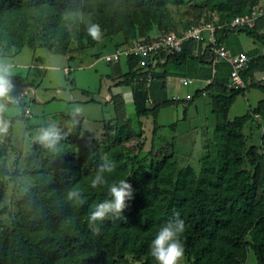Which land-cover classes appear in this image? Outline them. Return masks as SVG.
I'll return each instance as SVG.
<instances>
[{
    "label": "trees",
    "instance_id": "16d2710c",
    "mask_svg": "<svg viewBox=\"0 0 264 264\" xmlns=\"http://www.w3.org/2000/svg\"><path fill=\"white\" fill-rule=\"evenodd\" d=\"M262 1L204 0L196 7L214 13L217 21L213 24L218 27L248 14ZM168 3L178 5L181 0H0V45L8 57L23 48H42L66 56L71 42L75 51H82L121 34L123 46L140 40L136 26L140 14L147 12L143 6L158 8ZM90 24L101 29L102 35L95 40L87 33ZM192 25L197 24L184 29ZM237 31L264 46V14L251 29H218V42L223 44L226 34ZM195 44L186 41L180 53L167 56L151 72L150 80L146 73L134 71L138 58L125 60L127 72L118 85L131 89L132 117L138 129L132 133L130 117L121 123L126 117L124 102L120 96H112L116 123L107 154L116 167L106 177L109 184L127 179L132 185L133 199L122 215L99 222L101 231L93 234L87 227L88 213L107 198V185L90 187L97 168L83 171L72 165L71 151L56 161L32 155L27 161L35 185L18 202L19 221L11 227L0 224V264H131L129 257L156 264L150 255L151 241L176 213L186 225L180 239L188 264H244L249 251L257 264H264V160L260 181L252 183L242 159L245 126L260 118L262 124L257 128L264 129V82L252 80L255 73L264 75V55L258 50L248 52L250 61L241 73L246 87L229 89L230 65L215 61L208 47L210 60L194 56ZM172 77L211 83L196 90L190 99L177 100L167 93L166 79ZM250 89L262 92L263 98L245 115L229 120L228 112L236 98ZM203 91L208 92L215 114V131L224 135L218 155L207 153L198 175L189 165L179 167L177 163L176 170L169 161L174 151L151 169L130 174L122 144L142 136L143 119L151 117L156 130L162 109L184 104L185 116ZM260 139L264 152V131ZM65 162L63 169L61 163ZM5 188L4 171L0 170V205ZM69 191L78 192L79 198L70 200Z\"/></svg>",
    "mask_w": 264,
    "mask_h": 264
},
{
    "label": "rangeland",
    "instance_id": "374dc122",
    "mask_svg": "<svg viewBox=\"0 0 264 264\" xmlns=\"http://www.w3.org/2000/svg\"><path fill=\"white\" fill-rule=\"evenodd\" d=\"M203 2L204 0H181L178 5L168 3L158 8L154 5L143 6L147 12L140 14V21L136 26L138 37L145 39L167 31L180 32L190 24L215 23L211 12L196 7ZM129 8L133 9L132 6ZM136 11L140 13L139 9ZM113 37H110L112 41H107L103 47L86 48V51H75L74 44L71 42L65 57L52 54L46 49L33 51L28 48L8 57L3 51V44L0 45V56L9 58L15 65L13 82L16 92L14 95L19 98L18 106L8 112L6 118L11 122H14L16 118H21L19 120L22 121L12 123L14 145L12 144V127L6 136H0V170L4 171L6 186L5 196L0 205L1 225L11 227L13 223L19 221L18 202L35 185L31 176V165L28 166V157L38 155L41 158L56 161L71 151L74 155L72 165L83 171H92L107 154L116 121L112 119V104L105 102L104 98L107 94H121L126 103L131 95L130 88L121 84L111 86V90L108 91V80L113 73V67L115 70L119 69V73L116 71L115 73L120 80L127 72L125 59L122 58L116 65L107 64L101 59L111 54L115 47L123 44L124 38L121 34ZM239 39L244 42L245 48L248 43L254 42L244 32L239 35ZM178 79L179 77H172L167 80L169 98L173 96L183 99L191 98L195 88L202 86L199 82H193L184 87L179 84ZM254 80L264 82V75L261 74ZM262 98L263 94L257 89H250L247 94L237 97L228 112V119L233 120L235 117L245 115L249 108L255 107ZM75 107L81 109V115L78 117L79 125L73 127L70 114ZM26 110L29 111L28 116ZM183 110L184 106L181 105L162 109L158 122L165 125L161 128L163 136L168 139L174 137L177 140L176 150L179 153L190 147L189 144L192 145L193 160L180 165H190L198 175L203 157L212 152L218 155L224 135L215 131L216 118L212 112L209 94L206 97L196 98L187 108L185 116H183ZM131 114H127L121 123L130 117L132 123L130 128L134 134L138 127ZM49 123H55L68 133L67 138L61 142L58 151L55 152L48 151L42 146L33 147L38 145L35 142L37 129ZM258 123L262 124L260 118H256L253 124H247L244 129L243 168L247 171L252 183L260 181L264 160L260 139L264 129L263 127L258 129ZM152 129V118H144L142 136L131 137L122 144L130 174H139L151 169L156 163L169 158L171 152L175 151L171 142L166 148L161 147L156 151V145L152 142ZM157 146H161L160 141ZM169 161L177 170L175 152ZM30 163L34 164V161L31 160ZM61 167L65 169L66 162L61 163ZM128 260L131 264H144L143 259L129 257ZM181 264H188L185 256ZM244 264H257L252 251L248 252Z\"/></svg>",
    "mask_w": 264,
    "mask_h": 264
},
{
    "label": "clouds",
    "instance_id": "9594fccd",
    "mask_svg": "<svg viewBox=\"0 0 264 264\" xmlns=\"http://www.w3.org/2000/svg\"><path fill=\"white\" fill-rule=\"evenodd\" d=\"M87 33L92 39L99 38L102 33L98 24H90ZM15 65L7 58L0 56V136H6L12 127V122L6 118V114L14 107L18 106L19 98L14 95L16 86L13 82ZM71 124L73 127L79 125L78 117L81 109L75 107L71 112ZM68 133L55 123L37 129L35 142L44 149L55 152L59 145L67 138ZM116 167L108 155L105 154L102 162L97 165L96 175L90 181V187L96 189L107 185V198L99 202L89 211L87 217V227L93 234H99L101 229L99 222L112 217H119L127 208V202L133 199V188L127 179H120L109 184L107 175L111 174ZM79 193L69 191L68 198H79ZM186 230L183 219L176 218L170 220L160 227L150 244V255L156 264H181L184 257V246L180 239Z\"/></svg>",
    "mask_w": 264,
    "mask_h": 264
},
{
    "label": "built area",
    "instance_id": "2783aa9c",
    "mask_svg": "<svg viewBox=\"0 0 264 264\" xmlns=\"http://www.w3.org/2000/svg\"><path fill=\"white\" fill-rule=\"evenodd\" d=\"M264 14V3L251 9L248 14L237 16L230 24L215 26L213 23H199L189 26L180 32H165L150 40L140 39L123 46L117 47L111 54H107L101 59L107 64H117L121 59L129 57L138 58L139 62L134 69L137 74L148 75L151 79V72L159 65L165 62L169 55H174L182 51L183 44L186 41L195 43H206L209 52L215 61H223L231 67V72L227 87L229 89H244L246 83L242 79L241 73L247 68L250 58L247 55H233L223 44L218 42V29H251L255 21ZM169 78L166 79V82ZM179 83L186 87L192 83V80L186 77H179ZM211 80L206 82V86ZM27 116L29 111L26 110Z\"/></svg>",
    "mask_w": 264,
    "mask_h": 264
},
{
    "label": "crops",
    "instance_id": "0c3cea01",
    "mask_svg": "<svg viewBox=\"0 0 264 264\" xmlns=\"http://www.w3.org/2000/svg\"><path fill=\"white\" fill-rule=\"evenodd\" d=\"M262 3H264V0L262 1ZM261 3V4H262ZM204 11H208V10H206V9H203ZM209 12V11H208ZM211 16H212V20L214 21V22H216L217 21V17H216V15L214 14V13H212L211 12ZM241 33H243V32H240V31H237V32H234V33H229V34H226L225 36H224V38H223V40H222V42H223V45L226 47V49L231 53V54H233V55H241V54H243V55H247V53L248 52H250V51H253V50H258L259 51V53L261 54V55H264V46L261 44V43H259V42H257V41H255L254 40V42L252 43V44H249L248 43V46H247V48H245L244 47V42L243 41H240V39H239V35L241 34ZM114 38V37H113ZM107 41H112V39L110 38V37H107V38H105V39H103L102 41H100L98 44H96L95 46H93V47H88L87 49H90V48H95V47H98V46H101V47H103L104 45H105V43L107 42ZM24 49V48H23ZM22 49V50H23ZM39 49H42V48H39ZM87 49H85V51L87 50ZM21 50V51H22ZM21 51H19L18 53H20ZM16 55V54H15ZM59 55V54H58ZM193 55L194 56H197V57H200V58H203V59H205V60H210V56H209V53L206 51V43H197V44H195V46H194V50H193ZM2 56V55H1ZM4 57V56H3ZM65 57V56H64ZM116 65V64H115ZM115 71L117 72V73H119L118 71H119V69L118 70H115L114 69V67H113V73H115ZM112 73V75L111 76H109L110 77V79L108 80V82H109V84H108V91H110L111 90V86H113V85H118V83L119 82H121V81H123V79H119L118 78V75L115 73V75ZM261 75V73H255L254 74V76H253V81H255L254 79L255 78H258L259 76ZM192 80V83L193 82H199V83H201L202 84V86H200V87H197V88H195V91L196 90H203L205 87H206V82L208 81V80H206V81H204V80H195V79H191ZM180 84V83H179ZM181 85V84H180ZM131 90V89H130ZM248 92H246L245 94H247ZM262 93V92H261ZM208 94V92L207 91H203L202 92V95H200V96H203V97H206V95ZM244 94V95H245ZM263 94V93H262ZM112 96H120L121 97V99L123 100V102H124V112H125V114L127 115V114H129V113H132L131 115H133L134 114V106H133V102H132V95H130V99L128 100V102H126L125 103V101H124V99H123V97H122V95L121 94H115V95H110V94H107L106 95V97L104 98V101L105 102H108V103H111L112 104V106H113V118L112 119H116V113H115V107H114V103L111 101V97ZM192 97V96H191ZM173 99H177V100H188V99H190V98H186V97H184V99L183 98H181V97H178V96H173ZM260 101V100H259ZM258 103V102H257ZM210 104H211V101H210ZM179 105H181V106H184L185 107V105L184 104H179ZM178 105V106H179ZM254 108V107H253ZM249 109H251V108H249ZM161 112V111H160ZM160 112L158 113V116H157V119H156V130H154V124H153V129H152V142L156 145L155 146V150L157 151L159 148H161V147H163V148H166L167 147V145H168V143L169 142H171L172 143V147H173V150H174V148H175V155L177 156V163H178V165H179V167H185V166H188V164L187 165H180V164H182V163H189V161H192L193 159H192V157H191V151H192V145H190L189 144V146L190 147H187V148H185L184 149V151L183 152H178L176 149H177V140L173 137V138H170V139H168L166 136H163L162 134H161V128L163 127V126H165V125H162V124H160L159 122H158V117H159V114H160ZM19 119H21V118H16L15 120H14V122H13V124L15 123V122H17V121H20ZM20 122H22V121H20ZM105 124V123H104ZM170 126V125H169ZM103 127H104V125L103 126H101L100 128L101 129H103ZM100 129V130H101ZM26 134V133H25ZM159 141H160V143H161V146L159 147V146H157L158 145V143H159ZM13 142H14V135H13V127H12V144H13ZM14 145V144H13ZM174 145H175V147H174ZM38 146H40L39 144L37 145V146H33V147H38ZM14 148H15V146H13ZM30 148H32V147H30ZM27 150H29V148H27ZM182 151V150H181ZM188 152V153H187ZM190 166V165H189Z\"/></svg>",
    "mask_w": 264,
    "mask_h": 264
}]
</instances>
